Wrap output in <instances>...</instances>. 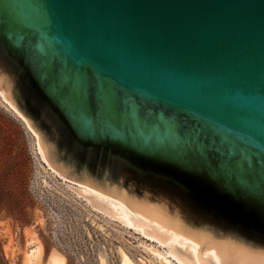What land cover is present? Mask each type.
<instances>
[{
    "label": "water",
    "instance_id": "obj_1",
    "mask_svg": "<svg viewBox=\"0 0 264 264\" xmlns=\"http://www.w3.org/2000/svg\"><path fill=\"white\" fill-rule=\"evenodd\" d=\"M0 92L162 264H264V0H0Z\"/></svg>",
    "mask_w": 264,
    "mask_h": 264
},
{
    "label": "rangeland",
    "instance_id": "obj_2",
    "mask_svg": "<svg viewBox=\"0 0 264 264\" xmlns=\"http://www.w3.org/2000/svg\"><path fill=\"white\" fill-rule=\"evenodd\" d=\"M33 238L43 247L37 264L53 251L66 264H121L118 247L137 264H162L140 245L162 250L156 242L93 208L48 169L33 134L0 99V264H23Z\"/></svg>",
    "mask_w": 264,
    "mask_h": 264
},
{
    "label": "bare ground",
    "instance_id": "obj_3",
    "mask_svg": "<svg viewBox=\"0 0 264 264\" xmlns=\"http://www.w3.org/2000/svg\"><path fill=\"white\" fill-rule=\"evenodd\" d=\"M0 99L2 100V102L8 107L10 108L19 118H21L23 120V122L25 123L26 127L29 129V131L33 134L34 136V141H35V149L37 154L39 155L40 159L42 160V162L48 167V169L54 173L56 176L60 177L63 181H65L66 183L69 184V186H72L74 188L77 189H81L86 191L89 195H91L92 197L96 198L97 200L109 205L111 208L113 209H117V207L114 205H118L119 207H121L124 210H127V208L121 204L120 202L109 198L105 195H102L84 185H80L74 182H71L67 179H65L63 176H61L59 173H57L55 170H53V168L48 164V162L46 161V159L44 158L43 154L40 151L39 145H38V140H37V136L35 135V133L32 131V129L29 127L28 123L26 122V120L12 107V105L4 98L3 94L0 92ZM87 200V199H86ZM88 201V200H87ZM89 203V201H88ZM114 203V204H113ZM95 208V207H93ZM127 226V225H126ZM129 227V226H128ZM131 228V227H130ZM133 229V228H132ZM138 232V231H137ZM140 233V232H139ZM143 235V234H142ZM144 237H146L145 235H143ZM148 238V237H146ZM152 241H154V243L156 242L157 245H159L162 250H159L156 248V250L163 252V253H168L169 252V248L167 246H165L164 244L160 243L157 240L148 238ZM33 240L35 241V245L28 249L25 253V258H24V263L23 264H37L39 258L42 256L43 254V247L42 244L39 243V241L35 238H33ZM158 246V247H159ZM124 252V251H123ZM125 253V252H124ZM125 255L128 257V259L130 260V262L132 264H137V262H135V260L133 258H131L127 253H125ZM47 264H66V258L65 256L60 253L59 251H53L49 258H48V263ZM103 264H106L103 261ZM121 264H122V259H121Z\"/></svg>",
    "mask_w": 264,
    "mask_h": 264
},
{
    "label": "trees",
    "instance_id": "obj_4",
    "mask_svg": "<svg viewBox=\"0 0 264 264\" xmlns=\"http://www.w3.org/2000/svg\"><path fill=\"white\" fill-rule=\"evenodd\" d=\"M143 174H148V175H157L151 171L148 170H141ZM191 193L196 197L197 200H201L203 203H205L206 201L208 202L207 197L201 193L200 191H195L191 189ZM217 209H219L221 211V213H227L230 214L229 212L225 211L223 208L218 207ZM232 215V214H231ZM230 216V215H229ZM233 216V215H232ZM244 224H247L246 226L250 227V225H255V226H259V227H264V220H244L242 221Z\"/></svg>",
    "mask_w": 264,
    "mask_h": 264
},
{
    "label": "flooded vegetation",
    "instance_id": "obj_5",
    "mask_svg": "<svg viewBox=\"0 0 264 264\" xmlns=\"http://www.w3.org/2000/svg\"><path fill=\"white\" fill-rule=\"evenodd\" d=\"M87 149L88 148H85V150L83 149V154H86V152H87ZM86 151V152H85ZM100 155H101V152H97V159H99L100 158ZM90 163H93V162H91V161H89ZM93 164H95L96 165V167H97V162H94Z\"/></svg>",
    "mask_w": 264,
    "mask_h": 264
}]
</instances>
